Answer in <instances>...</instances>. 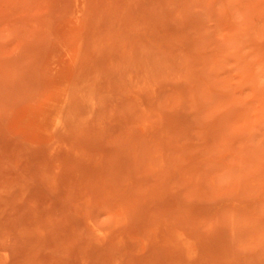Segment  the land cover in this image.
I'll return each mask as SVG.
<instances>
[{
    "label": "rangeland",
    "instance_id": "374dc122",
    "mask_svg": "<svg viewBox=\"0 0 264 264\" xmlns=\"http://www.w3.org/2000/svg\"><path fill=\"white\" fill-rule=\"evenodd\" d=\"M0 264H264V0H0Z\"/></svg>",
    "mask_w": 264,
    "mask_h": 264
}]
</instances>
